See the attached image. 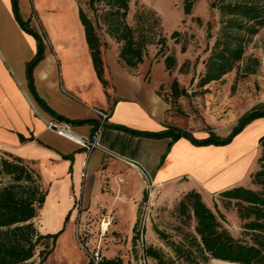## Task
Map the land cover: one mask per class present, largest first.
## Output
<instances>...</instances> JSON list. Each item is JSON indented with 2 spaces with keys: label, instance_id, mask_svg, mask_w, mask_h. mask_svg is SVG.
<instances>
[{
  "label": "crops",
  "instance_id": "obj_1",
  "mask_svg": "<svg viewBox=\"0 0 264 264\" xmlns=\"http://www.w3.org/2000/svg\"><path fill=\"white\" fill-rule=\"evenodd\" d=\"M33 1L18 0V4L22 19H29L30 27L42 39L43 55L32 71L36 94L66 119L89 120L73 124L77 137L91 138L99 123L95 110L108 114L91 150L47 127L46 120L53 116L33 98L26 75L37 41L16 21L11 0H0V152L27 162L47 191L33 219L40 234L56 233L63 226L60 235L73 234L77 229L74 221L99 205L107 207L102 218L111 216L109 209L115 208L118 216L131 220L132 230L139 232L137 212L144 201L146 181L153 187L151 202L158 193L195 190L212 211L221 191L237 186L256 189L251 175L258 168L264 118L252 120L224 145H195L184 137L172 142L169 136L134 135L110 126L155 133L177 127L203 139L209 133L226 137L238 117L220 119L207 132L182 124L157 93L166 80L158 77L159 66L144 57L135 72L128 71L118 62L111 39L102 40L100 47L102 83L77 9L69 15L72 19L61 21L64 17L60 16L56 21L54 11L46 8L42 21ZM261 102L264 100L257 104ZM104 178H109L108 192L102 191ZM68 213L69 224L64 225ZM51 214L58 219L52 226L47 222Z\"/></svg>",
  "mask_w": 264,
  "mask_h": 264
},
{
  "label": "trees",
  "instance_id": "obj_2",
  "mask_svg": "<svg viewBox=\"0 0 264 264\" xmlns=\"http://www.w3.org/2000/svg\"><path fill=\"white\" fill-rule=\"evenodd\" d=\"M130 1L88 0V6L94 15L93 21L79 8V18L84 27L93 65L98 78L104 84L101 41L98 34L101 23L105 26V32L120 43L117 57L122 67L135 72L138 64L143 62L144 47L149 39L145 32L140 30V25L132 27L127 22ZM11 2L16 21L37 41L36 54L26 65L28 85L33 98L40 107L59 120L72 124L89 122L86 119L70 120L56 114L36 94L32 71L43 55L42 39L30 27L29 19H22L18 0H11ZM195 2L196 0H184V14L190 13ZM209 6L219 11V29L211 53L205 62V72L199 80V86L220 79L239 65L244 60L247 44L260 30L264 29V0H211ZM100 10L101 14L98 13ZM177 34L178 32L174 31L171 36ZM159 40L163 41V39ZM164 65L167 70H171L175 65V58L172 55H166ZM258 65L257 58L248 57L244 74L254 73ZM170 90L173 98L185 93L184 88H178L176 79L172 80ZM157 93L168 102L159 90ZM260 117L264 118V102L256 104L243 113L226 137L209 133L208 137L203 139H197L189 131L177 127L155 133L121 125L110 126L134 135L169 136L172 142L184 137L195 145H224L229 143L248 123ZM259 147L258 168L251 175V183L256 186V189L237 186L219 193L221 198L234 202L238 217L244 221L242 228L248 234V240L232 236L223 226L226 219L217 206L215 205V211H212L205 205L197 191L190 190L180 200L179 210L184 215L188 213L194 217V234H185L181 243L172 246L178 258L188 264H207L213 259L235 264H264V136L259 139ZM4 178L7 181L0 185V264H30L37 248L43 246V249L38 252L41 264L53 251L64 226L52 234H40L37 231L33 219L38 216L47 191L42 187L39 175L27 162L18 156L0 152V181ZM68 218L69 213L65 217L64 225ZM138 236L137 233L134 240ZM48 240H51V246H48ZM143 254L144 257L162 263L159 251L152 247H144ZM100 264H123V262L118 257L103 258L101 256Z\"/></svg>",
  "mask_w": 264,
  "mask_h": 264
},
{
  "label": "rangeland",
  "instance_id": "obj_3",
  "mask_svg": "<svg viewBox=\"0 0 264 264\" xmlns=\"http://www.w3.org/2000/svg\"><path fill=\"white\" fill-rule=\"evenodd\" d=\"M210 1L196 0L190 13L184 14V0H131L127 15V22L132 27L140 25V30L148 36L149 42L144 47V57L150 59L154 67L159 66L158 77H161V80L166 79L159 85L158 90L167 98L174 119H178L192 130L200 129L205 132L217 126L220 119L232 115L239 118L250 107L264 100V29L247 44L244 60L239 65L220 79L199 86V80L205 72V62L219 29V11L210 8ZM34 4L42 21L46 16L42 15L46 8L54 11V20H60V16H63L61 21H64L72 19L69 15L74 8L79 14V7L92 21L94 20L88 0H34L33 6ZM101 12L100 10L98 13ZM137 19H140L139 23ZM174 31L178 34L171 36ZM98 34L101 43L104 39H111L110 43H114L119 52L120 43L105 32L102 23ZM166 55L175 58V65L171 70H167L164 65ZM248 57L257 58L259 65L254 73L244 74ZM173 79L177 80L179 89L185 90V93L177 98L171 95L170 84ZM107 179L109 178L102 179L103 192H108ZM6 181V178L2 179L0 185ZM177 186L181 187V181ZM145 192L148 199L149 191ZM187 192L179 189L167 194L158 193L153 202L150 200L149 217L143 228L139 225L144 207L142 201L137 212L139 232L132 230L131 220L121 219L116 209L112 208L109 209L113 218L111 226L101 235L100 222L107 207L99 205L86 217H78L74 221L75 228L80 225L82 227L77 237L76 230L73 234L58 236L53 251L41 264H90L85 247L91 249L95 246H99L103 258L118 257L123 264H142V245L159 251L162 258V263H158L145 257V264H188L178 258L172 248L184 240L185 234H194V217L188 213L184 215L179 210V202ZM216 199L225 213L223 226L232 236L248 240V234L242 228L244 221L238 217L234 202L219 196H216ZM47 222L52 226L58 223V219L51 214ZM67 222L69 224V221ZM137 233L139 236L134 240ZM48 246H51V240H48ZM41 249L43 246L37 248L30 264H40L38 252ZM216 261L210 260L207 264H217Z\"/></svg>",
  "mask_w": 264,
  "mask_h": 264
},
{
  "label": "built area",
  "instance_id": "obj_4",
  "mask_svg": "<svg viewBox=\"0 0 264 264\" xmlns=\"http://www.w3.org/2000/svg\"><path fill=\"white\" fill-rule=\"evenodd\" d=\"M95 112H96L97 116L99 117V123H98V126H97L95 132L93 133V135L91 136L90 139L77 137L72 131V127H73L72 123L65 121V120H59V119L55 118L54 116L51 119L46 120V125L49 129L55 131L59 135L74 139L82 147L86 148L87 150H91L92 148H94L97 145L98 132L101 129V127L105 124V121L108 117V114L106 112L101 111V110H95ZM145 189L149 191V198L147 199V197H146V199L144 200V207H143V210L141 213V218H140V227L141 228H143V226L145 225V223L149 217V208H150V200H151L150 197L152 198L151 192L153 191V187H152L151 183H149L148 181H146ZM111 222H112V217L110 215H106L105 217H103L101 219V222H100L101 235H103L105 233V231H107ZM77 233H78V235L80 233L78 228L76 229V232H75L76 237H77ZM77 240L80 242L79 238ZM143 249H144V247L142 245L140 256L143 259V261L141 263L145 264V259H144L145 257L143 254ZM85 252L87 254V257H88L90 264H100V260H101L102 255L100 254L99 246H95L91 249H86V247H85Z\"/></svg>",
  "mask_w": 264,
  "mask_h": 264
},
{
  "label": "bare ground",
  "instance_id": "obj_5",
  "mask_svg": "<svg viewBox=\"0 0 264 264\" xmlns=\"http://www.w3.org/2000/svg\"><path fill=\"white\" fill-rule=\"evenodd\" d=\"M215 261H216V260H215ZM216 262H217V264H218V263H220V264H235V263H228V262H223V261H222V262H221V261H216Z\"/></svg>",
  "mask_w": 264,
  "mask_h": 264
}]
</instances>
